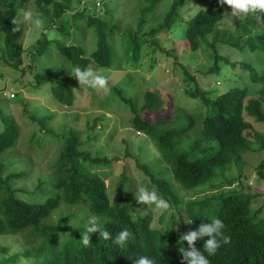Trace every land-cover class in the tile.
Wrapping results in <instances>:
<instances>
[{
  "label": "trees",
  "instance_id": "16d2710c",
  "mask_svg": "<svg viewBox=\"0 0 264 264\" xmlns=\"http://www.w3.org/2000/svg\"><path fill=\"white\" fill-rule=\"evenodd\" d=\"M31 1L0 0V33L4 36L0 60L22 74L26 72L22 60L25 23L20 21L19 12ZM33 1L43 20L40 19L39 38L28 49L33 80L23 86L36 89L50 85L53 98L68 111L80 104L87 105L88 97L97 96L94 88L79 83L75 69H113L119 49L127 64L138 62L145 49L152 57L151 68L159 60L158 55L173 59L175 79L163 86L168 93L148 89L133 92L136 88L133 76L128 74L122 83H110L98 104L100 110L119 103L128 106L133 113L131 128L152 141L161 166L162 163L165 166L150 168V162L142 164L139 158L137 166L151 181L152 186L147 184V188L154 187L158 196L168 202L170 213L161 215L157 226H153L154 206L138 204L135 197L129 198L126 193L130 177L122 173L113 195L108 192L104 178L83 167L86 162L90 167L111 165L118 161L117 157L103 156L102 148L95 153L84 149L82 131L70 123L68 133L58 134L43 123L44 119L29 114L31 122L42 124L39 130L45 137L54 135L64 140L60 156L54 162L59 174L52 183L53 194L39 198L37 191L43 186V179L36 191L15 187L27 177L21 171L3 176L8 164L0 160V236H22L26 241L25 250L15 254L9 247L0 246V264H133L139 256H147L155 264H181L179 248H187V242L180 241L181 234L196 230L202 222H211L213 218L223 222L221 231L229 239L226 244L221 240L215 254L208 256L209 264H264V218H259L263 208H252L260 193L242 189L183 203L174 188V182L181 186L182 192L216 187L214 181L235 161H245L249 152L264 155V133L254 130L252 123L246 121L250 116L257 124H264V87L253 91L248 85L238 84L243 76L236 72L247 71L253 87L264 81L259 71L264 65V18H256L264 14L230 18V8L218 0H141L124 20L118 19L120 16L115 18L119 15L116 10L94 13L86 0H77L76 8L73 0ZM131 1L120 0L115 8L124 3L130 6ZM194 2L203 3L204 7L190 11ZM159 9L165 10L159 13ZM184 10L187 16L183 15ZM150 21L152 25L148 26ZM122 24L133 28L122 30ZM51 33L57 37L50 36ZM160 33L169 34L171 40H180L172 43V50H164L161 40L167 37L160 38ZM88 34L93 38L91 47L86 44ZM179 44L188 54L208 51V69L191 73L177 55ZM51 46L55 51L48 52ZM55 55L61 59V65L45 67L43 73L35 72L40 58L54 59ZM179 83L183 86L181 93L195 100L203 110L189 112L173 107L169 93ZM103 119L104 116H98L95 126ZM92 129L90 126L89 131ZM191 133L197 138L189 143L186 138ZM20 138L16 121L9 120L0 132V156L16 148ZM126 155L132 157L129 151ZM163 167L173 181L159 178ZM257 169L264 178V159ZM36 195L39 200H32ZM62 205H66V211L59 214L55 223L52 216ZM183 207L185 214L181 213ZM81 208L95 216L101 228L108 231L107 240L97 231L89 234V245L80 242L84 225H71V220H77ZM171 210L179 214V221L176 222ZM187 220L192 223H184ZM121 230H127L130 236L124 245L117 246L113 240ZM206 239L195 242V247L203 251Z\"/></svg>",
  "mask_w": 264,
  "mask_h": 264
},
{
  "label": "rangeland",
  "instance_id": "374dc122",
  "mask_svg": "<svg viewBox=\"0 0 264 264\" xmlns=\"http://www.w3.org/2000/svg\"><path fill=\"white\" fill-rule=\"evenodd\" d=\"M86 1L88 7L96 14L106 11L107 9L112 11L116 10L119 12V15L117 14L115 18L120 16L118 19L123 18L126 20L125 18L127 17V14L131 12L138 1L141 0H132L130 3L131 7L127 3H124L117 8H115V6L120 0ZM73 2L74 7H78L77 0H73ZM201 7H204L203 3L199 4L194 2L190 4L189 9L190 11L196 12ZM164 10L165 9H159V13ZM25 11H32L35 17L43 20L42 17L36 13L33 0L26 6L25 9L19 12V15L21 16L20 21H22V16ZM182 13L183 15L187 16L185 10ZM24 23L25 37L23 40V46L25 52L22 56V60L23 68H26V72L23 73V75L21 72L17 71L16 69H12V67L6 65L4 61L0 60V89H6L8 93L11 92L15 94V98L10 97L12 99L0 98V132L6 128V123L11 119L16 121V124L21 132V138L18 146L0 156V160L8 164L4 169L3 176L21 171V173H24L25 177L27 178L17 182L15 187L22 189H32L31 192L34 190L36 191V188L40 187L38 184L43 179V186L37 191L39 198H42L41 196H49L53 194L52 192H54L52 183L59 174L54 162L57 161L60 156L64 140L62 137H55L54 135H47V137H45L43 132L39 130L42 124H37L30 121L28 115L32 114L39 119H44L43 123H46L48 128L57 132L58 134L66 131L68 133L69 129L72 128L70 124H72L77 129L82 131L81 139L84 143V149L95 153L96 150L102 148L103 151H101V153L104 152L103 156L117 157L118 161L112 163L111 165H98L97 167H92L91 165L90 167L89 163L86 162L84 163L83 167L91 170V172L99 174L102 178H104L106 185L108 186V192L113 195L116 194L117 186L115 185L119 183L121 175L124 173L127 177L132 179L126 189V193L129 198L135 197L134 194L139 187L147 188V184L151 185V181L144 175L143 172H141L137 166V158L140 159L142 164H144V161L150 162V166H152L150 168L154 169H156L158 165L160 168H162V166H165V164L162 163L161 166L160 158L158 157L159 154L156 151L152 141L147 136L137 133L131 128L130 120L133 117V113L128 106L119 103L113 104L110 109L100 110L98 108V104L107 93L106 90H108L109 84L111 83V85H115L122 83L125 81L124 76L128 74L133 76V80L131 79L132 84H134V87H136L133 89V92L148 89L160 90L161 94L168 93L167 90L163 89V86H165V83L169 85V81L175 79V75L172 71L173 59L168 55H158L157 60H159H156L157 62L155 66L151 68L150 65L152 57L149 54V50L145 49L142 51L141 59L138 62L127 64L126 60H123L121 51L119 49V52L115 58L116 65L113 69L104 70L95 67H91L90 69V71L93 73L103 76L107 85L105 84L104 88H96L95 91L97 92V96L88 97L87 105L80 104L68 111L69 109L66 106L64 107L63 105H60L53 98L50 92V85L36 89H32V86H23V83L26 85L28 82L33 80L31 70L29 69L30 61L28 57V49L33 44V42L39 38L41 33V27L37 28L31 22ZM149 25H152L151 21L148 23V26ZM148 26L145 28V30L148 28ZM129 27L133 28L129 24L128 26L126 24L121 25L122 30H129ZM219 34L223 35V33ZM58 35V38L62 40L61 35ZM163 35L167 37L166 39L161 40L164 50H172V43L175 40H180V38H172L173 40H171L169 34L166 36L164 33H160L159 37L161 38ZM50 36L57 37V34L51 33ZM3 39L4 36L0 33V46L4 48ZM91 39H93L91 34H88L86 44L90 47ZM78 40L80 39L78 38ZM81 42L84 43L85 40H81ZM52 49L55 51V48L51 46L48 52H50ZM186 50L183 45H180L177 49V55L180 57V62L183 63V65L191 73L197 74L201 70L204 71L208 69L210 64V54L208 51L207 53L200 51L188 54ZM0 56H2V51H0ZM60 60L61 59L57 57V55H55L54 59L47 60L45 57L40 58L37 62V68L35 69V72L43 73L45 67H48L49 69L57 68L58 65H61L59 62ZM262 67L263 68L259 71H262L264 77V65ZM65 72H67V70ZM236 72L237 75L243 76V80L240 79V83L238 84L248 85L249 87L253 88V91L264 87V81L263 83L257 84L256 87L251 86V82L248 80L247 71L246 73L241 72V70ZM236 77L237 76H235V78ZM164 78H166V81ZM232 78L234 77L232 76ZM224 80H227V76L224 77ZM182 87L183 86L179 83L175 89L169 93L171 99L173 100V107H178L179 109L187 110L189 112H198L199 110H203L204 108L197 104L195 100L189 99L188 97L184 96L183 93H181ZM128 90H126V92L130 94ZM25 109H27L28 113H25ZM98 116H104V119L99 121L95 126L94 122ZM75 118H77V120ZM247 119L252 123L254 130H257L262 134L264 133V124H257L251 118ZM90 126H92L93 129L89 131ZM196 138L197 137L195 134L191 133L186 139L189 143H191V141L196 140ZM251 140L254 141L253 136ZM42 142L45 146L42 147L43 149L45 148L44 150L46 151L41 149L40 143ZM214 145L216 146V144ZM38 147L40 148L38 149ZM127 151L132 154V157L126 155ZM244 159L248 164L243 160L241 162L235 161L233 164L228 166L223 172L222 177H219L214 181L216 187L211 188L210 186H206L204 189H199L196 191H183L187 194L180 191L181 186L178 183L174 182V188L183 198V203L199 201L206 196L218 195L222 192H241L242 189L248 190L252 193H260L261 196L253 201L252 208L254 210L263 208V212L259 215V218L263 219L264 178L258 175L257 167L264 159V155L263 153L258 154L249 152L245 155ZM163 168L165 170L161 175H158L159 178H167L169 181H173L172 176L169 175L167 169L165 167ZM138 171L140 173H138ZM229 181H232V183L230 184ZM37 195L32 197V200H39ZM184 210L185 209L183 208V212L181 213L185 214ZM65 211L66 205H62L57 211H55L52 216L53 222L56 223L59 219V214L64 213ZM167 212L170 213L169 209H154L153 226H157V220L161 217V215L167 214ZM171 212H173V217L175 218L176 222L179 221V214L176 213L175 210H171ZM77 213V220H71V225H85L87 220L92 217L89 212L83 208L79 209ZM25 242L26 241H24L22 236H0V246L9 247L12 254L25 250Z\"/></svg>",
  "mask_w": 264,
  "mask_h": 264
},
{
  "label": "clouds",
  "instance_id": "9594fccd",
  "mask_svg": "<svg viewBox=\"0 0 264 264\" xmlns=\"http://www.w3.org/2000/svg\"><path fill=\"white\" fill-rule=\"evenodd\" d=\"M221 5H227L230 8L228 16L230 18H242L248 14H264V0H218ZM257 20L264 18L262 15L256 16ZM21 22H31L35 27L40 28L42 21L35 17L32 11H25L22 16ZM15 23V21H14ZM75 77L78 78L80 84H87L91 88H104L106 80L103 76L97 75L90 70L75 69ZM4 93L8 94V97L4 96ZM13 94L12 98H15L14 93H8L6 89H0V98L12 99L9 95ZM251 118L250 116L246 117ZM253 119V118H251ZM135 200L138 204H146L147 206H154L155 209L167 210L169 207L168 202L159 197L156 190L148 189L145 187H139L135 192ZM184 208V207H183ZM185 209V208H184ZM183 212V209H181ZM185 212V210H184ZM183 214V213H182ZM184 223L191 224L192 220H187ZM224 225L220 219L213 218L211 222L201 223L196 230H191L181 234L180 241L187 242V248L180 247L179 252L181 254V264H209L208 256L215 254L217 248L220 245L221 240L223 243H228V237L222 233ZM99 232L102 239L107 240L109 233L101 228L95 216L90 217L84 225V232L81 234L80 242L87 246L89 245V234ZM130 236L127 230H121L114 238L113 243L117 246H122L126 243ZM204 240L202 249L198 250L195 247V242ZM207 253V256L204 254ZM133 264H155L154 260L147 256H139L133 260Z\"/></svg>",
  "mask_w": 264,
  "mask_h": 264
},
{
  "label": "built area",
  "instance_id": "2783aa9c",
  "mask_svg": "<svg viewBox=\"0 0 264 264\" xmlns=\"http://www.w3.org/2000/svg\"><path fill=\"white\" fill-rule=\"evenodd\" d=\"M4 96L5 97H8V94L7 93H4ZM13 96H14L13 94L9 95V97H13Z\"/></svg>",
  "mask_w": 264,
  "mask_h": 264
}]
</instances>
